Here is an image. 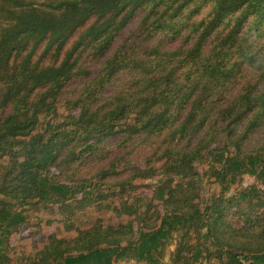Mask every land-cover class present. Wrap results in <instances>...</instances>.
<instances>
[{
    "label": "trees",
    "instance_id": "16d2710c",
    "mask_svg": "<svg viewBox=\"0 0 264 264\" xmlns=\"http://www.w3.org/2000/svg\"><path fill=\"white\" fill-rule=\"evenodd\" d=\"M109 197L122 222L15 264H264V0H0V264L30 213Z\"/></svg>",
    "mask_w": 264,
    "mask_h": 264
},
{
    "label": "rangeland",
    "instance_id": "374dc122",
    "mask_svg": "<svg viewBox=\"0 0 264 264\" xmlns=\"http://www.w3.org/2000/svg\"><path fill=\"white\" fill-rule=\"evenodd\" d=\"M130 26L128 29L132 28ZM127 30L123 32V34H125ZM175 44L176 42H172L171 45L174 46ZM57 108L58 114L64 112L63 108L59 105ZM258 139L259 136L253 139V141ZM132 146H134V143ZM147 153L148 149L146 146H143L140 143H135L131 152V158L134 159V161L136 160L138 164H143ZM199 169H201V167ZM135 183L136 188L134 193H137L139 196L152 197V180H138ZM252 186L256 189L260 188V184L254 178L244 176L236 186L232 187L231 193L233 194L241 189L250 188ZM218 192L219 187H217V185L208 183L204 180L202 183V189L198 194V203L203 205L208 196H211L213 193L217 194ZM116 202L117 200L113 199V197H109L108 200L103 201L98 206L94 204L92 206L84 207L83 210H78L77 212H74L73 215H66L65 209H58V207H54L53 211L51 210L52 212L30 213L28 217L29 228L27 231L14 234L9 239L10 251L8 253V258L10 259V262L8 264H15V262L21 257L33 256L37 250L42 247L43 243L46 242L49 235H54L58 238H71L75 236L76 230H84L97 220L101 221L104 225L119 224L122 220L116 218L110 210L106 209L108 204ZM155 204L157 205L158 203ZM232 213H235V210L231 211L228 218L233 225L236 226L240 221L238 220V217ZM172 249V246H170L167 250L170 252ZM167 261L168 257L165 258V263H167ZM119 264L135 263L122 262Z\"/></svg>",
    "mask_w": 264,
    "mask_h": 264
}]
</instances>
